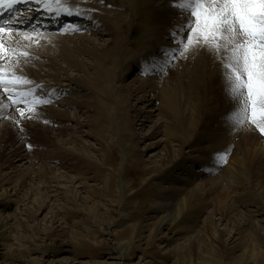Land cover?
Returning <instances> with one entry per match:
<instances>
[{
    "label": "rangeland",
    "instance_id": "obj_1",
    "mask_svg": "<svg viewBox=\"0 0 264 264\" xmlns=\"http://www.w3.org/2000/svg\"><path fill=\"white\" fill-rule=\"evenodd\" d=\"M84 1L74 3L90 9ZM103 2L107 16L99 9L89 11L96 22L86 21L89 27L81 31L38 30L43 38L37 46L21 35L11 40L14 47L31 53L27 60L20 58L18 75L31 80L28 71H33L37 78L32 81L42 91L62 90L59 100L43 106L49 114L42 112L34 121L46 128L44 117L54 123L59 117L70 120L58 124L50 141H32L25 160L0 169V264H264V170L258 166L264 135L255 136L258 131L251 124L239 129L254 137L232 134L238 129H229L224 119L232 104L216 75L207 90L198 88L196 70L173 79L164 73L142 75L144 61L159 57L171 44L168 32L162 27L146 31L149 7L142 0ZM106 20L118 23L125 45H111L106 54L105 68L112 76L103 92L84 81L48 41L68 36L64 45L102 82L92 70L94 58L77 47L101 50L110 41L101 27ZM16 29L32 34L27 28ZM206 56L197 64L206 69L205 78H211L212 58ZM181 61H173L171 70ZM147 81L154 84L153 92L144 88L133 93ZM79 89L82 100L75 94ZM166 94L172 95L168 103ZM0 96L8 103L3 93ZM219 100L225 105H217ZM171 102L181 111L172 109ZM101 106L108 111L102 112ZM17 112L15 106L5 109L0 129ZM250 141L253 145L247 144ZM247 147L257 153L247 152ZM169 149L178 159L165 168ZM225 149L227 162L217 163L215 154ZM213 166L215 171H209ZM225 168L228 176L222 172ZM19 175L27 179L15 187ZM219 198L235 206L233 223L225 219ZM168 214L172 219L162 223ZM243 226L244 241L238 234Z\"/></svg>",
    "mask_w": 264,
    "mask_h": 264
},
{
    "label": "snow or ice",
    "instance_id": "obj_2",
    "mask_svg": "<svg viewBox=\"0 0 264 264\" xmlns=\"http://www.w3.org/2000/svg\"><path fill=\"white\" fill-rule=\"evenodd\" d=\"M19 0H0V8L12 10ZM39 9L50 16H84L90 22L95 17L73 3V0H35ZM111 7V5H109ZM171 10L168 34L171 44L161 49L159 57H151L141 66V74L150 76L171 70L173 61L194 58L201 51L219 65L224 92L232 108L224 119L229 129L254 126L264 135V0H168ZM83 25H66L64 31L76 32ZM39 44L43 33L33 26L32 34L21 33L14 27V18L0 23V93L8 103L0 100V109L15 106L19 117L39 120V109L51 105L61 97L62 90L42 91L27 76L15 71L20 58L31 53L12 46L13 35ZM17 125L21 119L15 120ZM49 124L50 120H43ZM21 131H24L21 127ZM29 149L32 145H27ZM229 150L215 154L217 163H226Z\"/></svg>",
    "mask_w": 264,
    "mask_h": 264
},
{
    "label": "bare ground",
    "instance_id": "obj_3",
    "mask_svg": "<svg viewBox=\"0 0 264 264\" xmlns=\"http://www.w3.org/2000/svg\"><path fill=\"white\" fill-rule=\"evenodd\" d=\"M76 1L77 0H73V3L75 2L76 3ZM86 1H88V5H90V6H88L87 4V6L90 8H92V9H99V11L101 12L100 13V15H102V14H104V16L106 15L107 16V14L109 13H107V11H105L106 10V7L105 6H103L102 4H103V1H105V0H103V1H95V0H86ZM86 1H84V3L86 2ZM143 1V3L145 4V7L146 6H148L149 7V17H146L145 19H146V23H145V26H146V31L147 32H150V28L151 27H162V28H164V31L165 32H168V27H169V20H170V16H171V10L169 9V7H168V0H142ZM74 3V4H75ZM81 3H82V1H81ZM83 3V4H84ZM77 4H78V2H77ZM82 5V4H81ZM36 7L34 8H32V9H30V11H29V16L28 17H22V16H20L19 15V18H20V20H18V21H20L17 25L19 26V25H24V24H26V23H28L29 21H30V19L31 18H33L34 16H38V15H40L41 14V18H45L46 17V15H47V12H45V11H43V10H41V9H39L38 8V6L37 5H35ZM86 8V7H85ZM90 8V9H91ZM96 12V11H95ZM94 12V13H95ZM43 13V14H42ZM91 13V12H90ZM97 13V12H96ZM113 13V12H112ZM99 14V13H98ZM94 14L93 13H91V15L90 16H93ZM97 16H99V15H97ZM110 16H111V14H110ZM113 16V15H112ZM93 17H95L96 18V16L94 15ZM116 18H117V16H115ZM72 17H70L69 19H71ZM98 19H100V17H97ZM68 19V20H69ZM112 19V18H111ZM114 20V19H113ZM39 22V21H38ZM53 22H54V24H58V18L56 17V18H54L53 19ZM95 22H96V19H95ZM61 23V22H60ZM100 24V23H99ZM103 24V25H102ZM28 25V24H27ZM103 26V27H102ZM118 23H115V21H111V20H106V21H103V23H101V27H102V29L103 28H105V30H106V34H107V36L110 38V41L106 44V45H104V47H102V49L100 50V49H98L96 46V48H91V47H86L84 44L82 45V47L80 48V47H77L78 49H77V51L79 52V53H85V52H88V53H90V55L94 58V65H93V68H92V70L95 72L94 73V75L96 74V77L98 76V75H100V76H102V80H100V81H102V82H99V80H97L96 78H95V76L94 77H92L90 74H89V71L90 70H88V67L86 66V65H84V63L83 64H80V63H78L77 62V60H76V57H74V51H72L71 50V48H68L67 47V45H64V43H63V41H66L67 42V39L69 38L68 36H64V37H61V38H56L55 40L56 41H54V40H50L49 39V43L48 44H51L50 46H52L53 45V47L54 46H57V47H59L58 49H60L59 51H60V55H61V57L63 58V60L64 61H66L67 62V64L69 65V66H71V67H73V68H76L77 69V71H79V73L81 74V78H83V80L84 81H86V82H92V83H94L96 86H98V87H100L101 88V90L103 91V92H105V88L103 87V85L104 84H106V83H108V81L110 80V78H111V76H112V74L110 73V70L108 71L106 68H105V66H106V64L109 62L108 61V59H107V56H106V54L107 53H109V51H110V49H113V47H114V49H119V48H122L125 44H124V41L122 40V37H121V33H118ZM43 38V37H42ZM41 38V39H42ZM45 38V37H44ZM67 38V39H66ZM48 39V38H47ZM57 41H60L61 42V44H60V42L58 43ZM7 43H11L12 44V46H13V43L12 42H8L7 41ZM17 43V42H16ZM34 43V42H33ZM72 43V42H71ZM74 43V42H73ZM15 44V43H14ZM35 44V46H37V44L36 43H34ZM17 45H18V43H17ZM20 45V44H19ZM39 45V44H38ZM76 45V44H75ZM113 46L112 48L110 47V46ZM21 46V45H20ZM40 47V46H39ZM75 47V46H74ZM94 47V46H93ZM76 50V49H75ZM72 51V52H71ZM76 53V52H75ZM81 53V54H82ZM60 57V58H61ZM52 59H54V57L52 58ZM206 59H208V57L206 56V53L205 52H203V51H201L198 55H195L194 56V58H191V59H188V60H183L182 59V61L176 66V70L175 71H172V70H170V71H168V72H165L164 74L165 75H168L169 77H170V79H173V78H175L177 75H179V74H182V73H191L193 70L195 71L196 70V74H197V76H196V83H197V86H198V88L200 89V90H207V89H209V86H208V84H209V81L216 75V80H218V79H220L221 80V77H220V68H219V65H218V67H216L215 68V66H214V64L212 63V60L210 61V63L213 65L212 66V69H213V72H214V74H213V76L211 77V78H205V75L206 74H204V67H201L199 64H197L198 62L200 63L201 62V65H202V63H203V61L205 62V60ZM106 60H107V62H106ZM183 61L185 62H187L186 64H184L183 63ZM207 63V62H206ZM210 63H208V65L210 64ZM58 64V63H57ZM91 68V67H90ZM209 68V67H208ZM206 70V69H205ZM30 71V70H29ZM28 71V73H29V77H31V80H32V77L33 78H37L36 76H35V74L34 73H32V72H29ZM36 73H38V72H36ZM113 73V72H112ZM38 75V74H37ZM41 77V76H40ZM151 78H153V77H151ZM34 80V79H33ZM142 83V82H141ZM135 84V83H134ZM145 85L147 86V87H145ZM135 87V86H134ZM137 87V86H136ZM135 87V88H136ZM144 88H149L150 89V91L151 92H153V89H154V84L153 83H149V81H147L146 82V84H141V86L139 87V88H137L136 90H134L133 91V93H136V95H137V93H139V92H142L143 91V89ZM74 92V91H73ZM72 92V93H73ZM81 92L82 91H80V89L79 90H77L76 92H75V94L77 95V97L78 98H80L81 100H82V94H81ZM131 92V91H130ZM143 93V92H142ZM123 94V93H122ZM133 95V94H132ZM143 95V94H142ZM144 95H145V93H144ZM125 97V96H124ZM131 96H129V98H130ZM169 97L170 98H172V95L171 94H166V101H167V103L169 102ZM126 98V97H125ZM143 99V97H141L139 100H142ZM145 99V98H144ZM0 100H2L4 103H5V101H4V99H3V97L2 96H0ZM227 101H229V100H227ZM82 102H85V100H83ZM225 103H226V101L224 102V101H218V104L217 105H219L220 107H222V106H224L225 105ZM209 104V103H208ZM170 106L172 107V109H175L176 110V112H178V111H181L178 107H177V105H176V103H173V102H171L170 103ZM45 107V106H44ZM44 107H41L40 109H39V111L42 113V112H45V115H46V113L47 114H49L48 112H46L48 109H44ZM208 107V106H207ZM206 107V108H207ZM216 107V106H215ZM101 108H103V109H101L102 110V112L103 111H108V109H107V107H103V106H101ZM6 109H8V108H6ZM0 118L2 117L1 115H3V112L5 111V109H0ZM173 111V110H172ZM204 111V110H203ZM186 113V112H185ZM194 114V113H193ZM43 116H44V114H43ZM51 117V116H50ZM42 118V117H41ZM55 118V117H54ZM17 119H21V124L20 125H17L16 123H15V120H17ZM65 119H69L70 120V117H68V118H60L59 117V121H58V123H54V122H52L51 120V123H49V124H47V127L46 128H42V124H40V122L39 121H34V120H28V119H22V118H20L19 117V113L17 112V113H13L10 117H9V119H8V121H7V124L4 126V128H1L0 129V169H1V171H4V170H7V169H11L12 167H13V163H14V161L15 160H19V161H23V160H25V158L27 157L26 155H25V152L27 151V150H29V148H28V146L27 145H29L32 141H38V140H40L41 138L42 139H44V140H46V142L49 140H51L52 139V136L54 135V134H56L58 131H59V127H58V124H64V123H66V120ZM43 120H45V117H44V119H42L41 121L43 122ZM46 120H47V118H46ZM55 120H56V118H55ZM41 122V123H42ZM21 127H23V129H24V131H21ZM232 134L233 135H236V136H238V135H242L243 137L244 136H246V137H248L250 134L254 137V134H252L251 132H246V131H244V132H240V129H238V132L236 133V131H233L232 132ZM258 135H259V132H256L255 131V136H257L258 137ZM260 138V137H259ZM257 139V138H256ZM253 142H247V144H252ZM253 145V144H252ZM256 145V144H255ZM168 147V146H167ZM252 147V146H251ZM167 149V148H166ZM247 149V152H253V154L254 153H257L256 152V150H252L251 148H249V147H247L246 148ZM166 152V155H165V160H164V162H165V165L166 164H168V165H166L165 166V168L167 167V166H169V164L172 162V164H173V162H175V161H177V156H173V151L172 150H167V151H165ZM251 152V153H252ZM259 155V154H258ZM257 156V155H256ZM259 157V156H258ZM261 157H263V158H261L260 160H259V162H258V166L260 167V169L259 170H261V171H263L264 170V152L262 153V156ZM248 160V159H247ZM16 162V161H15ZM185 162H186V160H184V161H182L181 163H180V165H183V164H185ZM257 162V161H256ZM190 163H192V164H198V165H200V167H202V163H196V162H190ZM215 164V163H214ZM203 165L205 166V164L203 163ZM211 165V164H210ZM255 165V164H254ZM222 166V165H221ZM220 166V167H221ZM217 167V166H216ZM255 167V166H254ZM209 168V167H208ZM215 167L213 166L212 167V169H209V171L211 170H213ZM216 169V168H215ZM215 169H214V171H215ZM253 169V168H252ZM258 169V168H257ZM184 172L186 173L187 172V174H189L190 175V171L189 170H186V169H184ZM222 172H224L225 173V175H227L228 173H230V172H228L227 170H226V168L222 171ZM212 173V172H211ZM245 173V172H244ZM24 175V174H23ZM27 175V174H26ZM20 176V178L18 179V177L16 178V180H14V181H16V182H14V183H16L15 184V187H18V185H22L24 182H25V180L27 179L25 176H22V175H19ZM228 176V175H227ZM259 178V177H258ZM48 179V178H47ZM245 179V178H244ZM257 179V178H256ZM263 179V178H262ZM261 179V180H262ZM5 180V179H4ZM194 180V179H193ZM3 182V181H2ZM6 183V181H4V184ZM194 183V182H193ZM216 183V182H215ZM0 184H2V183H0ZM221 184V183H220ZM192 185V184H191ZM206 185V184H205ZM199 187H201V185H198ZM219 186V185H218ZM217 186V187H218ZM212 187V186H211ZM222 187V186H221ZM166 190H168V191H170V189L169 188H165ZM220 190V189H219ZM177 191V190H176ZM176 191H174V192H176ZM210 193V192H209ZM214 193V192H213ZM217 194V193H216ZM199 196V195H198ZM213 196V195H212ZM204 198V197H203ZM219 201L217 202L218 203V206H220L221 208H223L224 210H222L223 212L222 213H224V215H225V219L228 221V222H230V223H233V219H235V217L236 216H238L237 215V210H236V208H235V206L233 205V204H229V202L227 203V204H224L223 203V201L221 200V198H219L218 199ZM185 207V206H184ZM169 208H171V209H173L174 207L173 206H170ZM219 208V207H218ZM88 209V208H87ZM175 209V208H174ZM91 210V209H90ZM92 212V211H91ZM90 212V213H91ZM223 215V216H224ZM170 218H171V215L170 214H168V215H166V217L163 219V222L162 223H166L167 221H169L170 220ZM237 218V217H236ZM172 219V218H171ZM160 223V222H159ZM244 225L248 228V227H252V224L250 223V222H248V221H244ZM245 226H243V228H241V231H239V235H241V239H242V241H244L245 240V236H244V233H245V231L244 230H242V229H244V227ZM161 227V226H160ZM246 228V229H247ZM246 242V241H245ZM260 253V252H259ZM259 255V254H258ZM257 255V256H258ZM262 255V254H261ZM255 256H256V254H255ZM258 257H256V259H257ZM262 257H260V259H261Z\"/></svg>",
    "mask_w": 264,
    "mask_h": 264
}]
</instances>
